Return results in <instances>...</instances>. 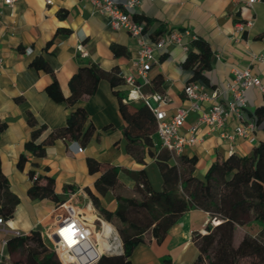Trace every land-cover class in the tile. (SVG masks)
<instances>
[{
    "label": "crops",
    "instance_id": "crops-1",
    "mask_svg": "<svg viewBox=\"0 0 264 264\" xmlns=\"http://www.w3.org/2000/svg\"><path fill=\"white\" fill-rule=\"evenodd\" d=\"M50 1L16 0L13 6L0 3V120L5 122L0 132V166L9 189L19 199L13 215L4 219L6 231L0 230V264H16L12 232L23 234L37 228L46 240L45 232L55 223L59 212L55 207L61 200L72 197L79 207L90 206L92 212L104 219L93 205L88 189L109 210H113L116 193L137 196L130 171L143 169L151 188H162L157 164L146 146L138 141L133 146L134 152L127 149V139L123 134L125 122L119 104L125 103L133 110L142 101L127 99L131 86L123 79L111 84L103 76L92 94L77 101L93 125L84 145L56 138L46 144L42 156L34 157L25 151L24 142L32 128L27 122L28 113L38 124L46 125L39 137L43 139L49 129L65 124L71 109L67 103L55 101L46 93L45 86L51 80L57 81L66 96L69 94L70 76L80 65L89 63L97 64L107 73L116 71L121 78L131 74L138 79L134 64L137 43L127 31L111 27L108 18L99 13L89 0ZM246 1L139 0L134 9L128 10L129 16L145 23L143 37L148 43L165 37L173 29L189 31V34L183 33L180 44H167L153 50L155 61L151 63L148 74L150 78L156 75L161 78L158 89L167 96V100L160 102L159 107L166 116L189 104L190 99L183 89L192 72L183 66V62L193 36L205 40L210 50L209 65L203 70L204 78L193 80L201 86L197 92L208 95L213 90L218 91L214 99L201 98V108L206 109L215 102H226L230 97L227 85L231 83L233 69L249 68L264 83V0H255L251 4ZM237 20L251 21V24L237 31L234 28ZM36 57L42 58L50 70L31 64ZM143 91L150 92L148 87ZM244 99L246 105L241 117L230 114L222 128L198 124L195 129L197 140L183 148L181 154L194 159L193 173L198 178L203 179L212 162L230 153L247 155L255 143L264 139V116L256 117V109L264 104V93L250 86L244 91ZM197 116V111H189L179 132L188 136ZM246 121L254 124L253 140L241 136L229 140L220 136L221 130L230 132L239 122ZM154 144L162 148L157 133ZM77 146H81L82 151H78ZM21 152L28 158L19 167L17 161ZM87 157L117 168L120 184L116 189H108L103 194L95 190L94 181L99 171L88 170ZM30 169L42 177H52L57 201L29 197ZM44 181L42 178L41 182ZM215 222L207 211L190 208L178 216L161 241H157L150 231L145 232L143 240L133 247L130 262L167 264L164 259L169 258L171 264H192L198 254L192 240L193 232L202 233L207 224L214 225ZM260 230L261 224L257 221L245 224V233L256 235ZM236 234L234 241L238 243L242 233L238 237ZM113 246L111 251L104 252H120L119 239L113 241ZM105 248L104 243H100L99 250Z\"/></svg>",
    "mask_w": 264,
    "mask_h": 264
},
{
    "label": "trees",
    "instance_id": "trees-1",
    "mask_svg": "<svg viewBox=\"0 0 264 264\" xmlns=\"http://www.w3.org/2000/svg\"><path fill=\"white\" fill-rule=\"evenodd\" d=\"M131 19L142 24L141 19ZM195 48V49H194ZM210 50L205 40L193 36L191 48L187 50L183 66L190 68L194 79H203V70L209 65ZM36 68L50 70L46 62L36 57L31 61ZM107 77L111 84L124 80L116 71L105 72L97 64L80 65L68 80L69 94L63 95L55 79L46 86V93L55 101H63L71 106L63 126L49 129L46 137L39 139L46 129L38 124L35 117L27 114V122L32 127L29 138L24 142V149L34 157L42 156L47 143L56 138L64 141H76L84 145L93 125L88 119L84 107L77 101L85 95L92 94L101 77ZM161 78H150V92H159ZM119 111L124 119L123 134L127 139V149L134 152V144L140 141L146 146L148 154L157 164L162 188L154 190L143 169L130 171L135 181L137 196L115 194L116 205L109 210L100 198L90 189L92 203L111 223L121 242L119 253H103L98 264H131L130 254L133 247L143 240L144 233L150 231L157 241H161L168 228L178 216L190 208L207 211L216 222L207 224L204 232H193L192 240L198 254L192 264H264V139L254 144L247 155L230 153L221 160L212 162L204 172L203 179L193 173L194 159L178 155L171 162V154L154 144L156 121L152 111L143 102L130 110L125 103L119 104ZM257 119L264 116V104L257 109ZM5 122L0 120V132ZM28 155L21 152L17 166L21 167ZM90 172L99 171L94 181L95 190L103 194L108 189H116L120 184L117 168L108 163H101L93 157H87ZM31 184L27 194L32 199L50 198L57 201L53 190L52 177H42L34 169L28 171ZM44 178L45 181L41 182ZM173 185L172 187H170ZM18 197L9 189V183L0 166V216L9 219L13 215ZM63 201V200H61ZM59 201L58 203H60ZM57 203V204H58ZM251 221L261 224L256 235L243 233L237 245L232 243L237 225L242 226ZM16 249V264H61L56 252L47 243L41 231L32 228L26 233L13 236ZM107 247L106 243H104ZM167 264L170 259H164Z\"/></svg>",
    "mask_w": 264,
    "mask_h": 264
},
{
    "label": "built area",
    "instance_id": "built-area-1",
    "mask_svg": "<svg viewBox=\"0 0 264 264\" xmlns=\"http://www.w3.org/2000/svg\"><path fill=\"white\" fill-rule=\"evenodd\" d=\"M16 0H0L6 6H13ZM95 9L105 15L111 27L127 31L137 43V53L134 64L137 68L138 79L129 74L124 76V81L131 86L127 99L141 100L152 111L156 121V133L160 140V146L171 154V159L181 154L185 146L192 145L196 140L195 129L198 124L204 123L211 127L222 128L225 119L234 114L241 117L242 110L246 105L244 91L250 86L257 87L264 93V83L261 79L251 73L249 68L233 69L231 83L227 85L230 97L225 103L215 102L206 109L201 108L199 100L203 97L208 99L216 98L218 91L213 90L210 94L197 92L201 87L196 81L185 83L184 93L190 99L185 107H178L175 112L166 116L159 103L167 100V96L161 92H144L143 87L150 83L148 70L151 63L155 61L153 50L161 48L167 44H180L183 33L189 31L173 29L165 37L157 39L154 43H148L143 37L142 24L131 19L128 10L134 9L139 0H89ZM255 0H247L251 4ZM50 3V0H46ZM251 21H235L234 28L242 31ZM187 50L186 46H183ZM189 111H197L196 122L190 127L188 136L179 132ZM254 124L252 121L239 122L232 131H220V136L224 139H233L241 136L253 140L252 132ZM78 151H82L81 146H77ZM58 210L55 223L45 232V237L51 247L56 252L61 264H93L97 262L105 250L113 249V241L119 239L115 228L106 220L98 217L92 212L91 207H79L72 199H67L58 203L55 207ZM213 225V223H211ZM0 230L6 231L4 218L0 216ZM20 235L19 231L12 232ZM120 240V239H119ZM4 242V241H3ZM100 243H106L107 247L99 250ZM121 244V242H120ZM121 251V250H120ZM113 253V252H111ZM119 253V252H117Z\"/></svg>",
    "mask_w": 264,
    "mask_h": 264
},
{
    "label": "rangeland",
    "instance_id": "rangeland-1",
    "mask_svg": "<svg viewBox=\"0 0 264 264\" xmlns=\"http://www.w3.org/2000/svg\"><path fill=\"white\" fill-rule=\"evenodd\" d=\"M155 166H156V164H155ZM156 168H157V166H156ZM157 171H159L158 168H157ZM160 188H161V185H160ZM18 205H21V203L19 202ZM237 226L235 227V230H234V234L237 233L236 237L239 236V233H242V235H243V233H245V225H242V226L237 225ZM234 234H233L232 243H233L234 246H236L237 242L234 241ZM46 241H47L48 244H50L47 239H46Z\"/></svg>",
    "mask_w": 264,
    "mask_h": 264
}]
</instances>
